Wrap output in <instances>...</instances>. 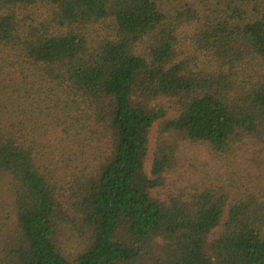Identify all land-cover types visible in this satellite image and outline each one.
<instances>
[{
  "label": "trees",
  "instance_id": "1",
  "mask_svg": "<svg viewBox=\"0 0 264 264\" xmlns=\"http://www.w3.org/2000/svg\"><path fill=\"white\" fill-rule=\"evenodd\" d=\"M0 264H264V0H0Z\"/></svg>",
  "mask_w": 264,
  "mask_h": 264
},
{
  "label": "rangeland",
  "instance_id": "2",
  "mask_svg": "<svg viewBox=\"0 0 264 264\" xmlns=\"http://www.w3.org/2000/svg\"><path fill=\"white\" fill-rule=\"evenodd\" d=\"M186 31H188L187 28H185L184 32L181 33L182 34L191 33ZM160 103L165 105L166 107H170L169 103L166 101H161ZM171 115H174V113L171 112ZM158 128H159V121L156 124H154L149 134L148 153L144 165L145 170L147 172H150V165L156 147ZM179 156L181 160L178 161L176 170L168 175L166 180V185L159 191L161 197H164L166 194L172 191L174 186L183 184L186 178L189 179L195 176L196 174L202 173L204 166L206 165V162L208 160L207 154L205 155L202 147L191 143L185 144L184 147H181V150L179 151ZM68 247L72 249L73 245L68 244Z\"/></svg>",
  "mask_w": 264,
  "mask_h": 264
}]
</instances>
